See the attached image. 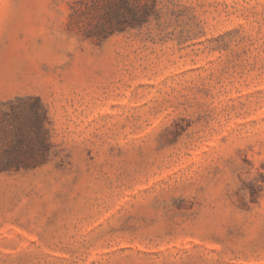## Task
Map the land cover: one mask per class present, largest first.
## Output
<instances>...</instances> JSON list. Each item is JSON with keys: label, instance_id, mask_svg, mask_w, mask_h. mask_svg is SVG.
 Returning <instances> with one entry per match:
<instances>
[{"label": "rangeland", "instance_id": "obj_1", "mask_svg": "<svg viewBox=\"0 0 264 264\" xmlns=\"http://www.w3.org/2000/svg\"><path fill=\"white\" fill-rule=\"evenodd\" d=\"M0 264H264V0H0Z\"/></svg>", "mask_w": 264, "mask_h": 264}]
</instances>
